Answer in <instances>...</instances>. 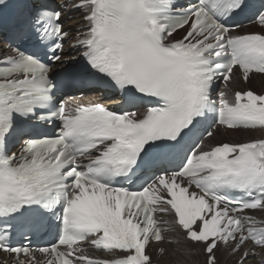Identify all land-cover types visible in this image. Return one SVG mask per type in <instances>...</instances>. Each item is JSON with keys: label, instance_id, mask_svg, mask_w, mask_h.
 <instances>
[{"label": "snow or ice", "instance_id": "6c2138e0", "mask_svg": "<svg viewBox=\"0 0 264 264\" xmlns=\"http://www.w3.org/2000/svg\"><path fill=\"white\" fill-rule=\"evenodd\" d=\"M248 12L264 26V4L248 0H34L17 36L31 49L0 55V251L11 264H153L151 242L178 230L203 245L184 251L205 264L221 246L264 248V220L246 214L264 210V138L214 141L220 127L264 130V94L227 89L235 68L245 82L264 74V33L229 26ZM69 84L79 99L62 94ZM109 89L119 103L84 98ZM16 224L56 238L14 245Z\"/></svg>", "mask_w": 264, "mask_h": 264}, {"label": "bare ground", "instance_id": "6f19581e", "mask_svg": "<svg viewBox=\"0 0 264 264\" xmlns=\"http://www.w3.org/2000/svg\"><path fill=\"white\" fill-rule=\"evenodd\" d=\"M80 19H81L80 16H77L74 20L68 21L66 25L72 26V29L76 31V28L80 26L81 23ZM234 82H235L234 87H240L241 89H245V90L253 89L260 93H264V79L260 75L252 76L249 79V81L245 83L241 81L236 74ZM262 137H264V130H256V131H251L249 133H244L242 131L239 132L229 131L226 134L218 131L214 136V141L231 142V141H243L246 139L262 138ZM176 235L180 236L181 238L180 243L167 245L168 252L161 257H156V254H154V256L157 258V261L160 264H201L200 260L206 259L204 254H195V252H193L192 254H187L184 251L186 248L195 249L196 247L192 244H187L183 240L182 231H178V233H176L175 236ZM228 253L229 252L224 248H219L216 253L218 258L217 264H236L238 258L237 257L234 258V255H229ZM244 264H258V263L257 261L254 260H248Z\"/></svg>", "mask_w": 264, "mask_h": 264}, {"label": "rangeland", "instance_id": "374dc122", "mask_svg": "<svg viewBox=\"0 0 264 264\" xmlns=\"http://www.w3.org/2000/svg\"><path fill=\"white\" fill-rule=\"evenodd\" d=\"M200 263H201V264H205V263H204V260H200Z\"/></svg>", "mask_w": 264, "mask_h": 264}]
</instances>
